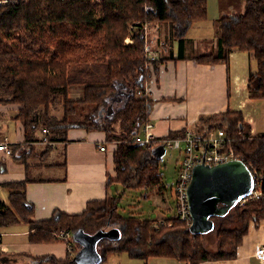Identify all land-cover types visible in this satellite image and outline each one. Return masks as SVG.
I'll return each mask as SVG.
<instances>
[{"label": "trees", "instance_id": "obj_1", "mask_svg": "<svg viewBox=\"0 0 264 264\" xmlns=\"http://www.w3.org/2000/svg\"><path fill=\"white\" fill-rule=\"evenodd\" d=\"M97 1L25 0L17 6L0 7V102L19 105L15 119L23 123L27 137L40 130V142L44 129L55 145L67 141L66 132L72 127L105 131L107 140L117 144V175L109 177L108 184L121 187L105 199L89 201L81 213L58 209L50 219L37 221L33 219V205L26 198L28 180L11 182L7 185L8 200L0 198V227L25 221L30 227L31 242H66L57 237L62 229L74 232L83 228L91 232L89 226H98L97 230L118 227L122 232L119 240L105 238L99 243L100 247L103 244L102 263L107 254L123 251L144 260L166 256L190 264L234 257L250 223L258 226L264 219V194L236 205L233 212L223 217H214L220 221L221 249L216 253L206 251L203 234H193L190 225L175 216L165 218L169 222L174 219L173 228L167 224L155 228L156 220L125 218L118 210L120 195L126 188L148 190L145 198L149 189L160 192L165 188L163 173L159 171L162 159L153 155V148L133 141L149 121L153 99L144 85L149 75L145 70L149 60L146 30L141 24L134 27L133 42L126 45L129 22L167 21L172 36L183 43L194 22L208 18L207 0H102L101 10ZM243 1L244 9L238 14L228 13L226 5L222 6L225 9L216 21L218 49L215 54H201L197 59L228 60L233 49L253 53L258 69L250 73L248 89L252 97L264 98V0ZM98 9L103 15L97 18ZM158 60H150L155 62V69ZM73 87H81L79 98L70 95ZM54 103L63 107V114L52 113ZM81 105H95L87 121L74 120ZM225 116L226 122H218L214 116L202 118L192 129L197 133L215 128L226 130L233 137L228 147L247 164L264 171V134L251 136L240 112L227 111ZM116 123L120 131L115 130ZM185 132L168 136H183ZM234 216L240 227L225 226L226 222L237 220ZM73 246L65 259L48 254L33 257L31 264H78L75 255L80 245L74 239Z\"/></svg>", "mask_w": 264, "mask_h": 264}, {"label": "crops", "instance_id": "obj_2", "mask_svg": "<svg viewBox=\"0 0 264 264\" xmlns=\"http://www.w3.org/2000/svg\"><path fill=\"white\" fill-rule=\"evenodd\" d=\"M224 1L227 9L239 5L234 3H240L242 10L245 6L243 0L232 3L219 0V3ZM222 6L218 16L209 12L207 19L194 22L183 43L172 36L170 25L163 33L153 34L155 47L163 45L164 40L169 43L161 51L157 49L158 66L144 84L153 99L149 122L157 137L192 129L202 118L214 116L218 122H226L227 111L240 112L246 129L253 135L264 134V98L252 97L248 89L249 75L258 69L254 54L233 49L228 60L197 59L201 54H215L218 49L216 21L225 9ZM17 109V105L15 108L11 103L0 102V142L7 140L13 149L10 156L0 152L2 200L9 198L8 183L27 179L26 198L33 205V219L40 221L50 219L58 209L81 213L89 201L116 193L119 184H108V179L117 175L114 163L117 144L107 140L105 131L72 127L66 132L67 141L50 147L39 141L40 130L27 137L23 126L16 122L15 138L11 141L6 119L15 118ZM100 145L106 149L101 150ZM29 235L30 227L25 221L1 226L0 239L7 248L0 253V259L6 258L11 264H31L33 257L48 254L59 259L68 257L66 242H31ZM260 244H264V219L258 226L250 223L234 257L205 260L200 264H264L256 255ZM108 256L104 264H190L166 256L144 260L125 251Z\"/></svg>", "mask_w": 264, "mask_h": 264}, {"label": "built area", "instance_id": "obj_3", "mask_svg": "<svg viewBox=\"0 0 264 264\" xmlns=\"http://www.w3.org/2000/svg\"><path fill=\"white\" fill-rule=\"evenodd\" d=\"M25 0H0V7L4 6H17L20 2ZM135 26L131 27L133 31ZM126 41L133 42L131 36L126 38ZM163 44V42H161ZM147 43L146 51L149 60H155L158 55V50H152L150 44ZM140 92V91H139ZM141 131L143 132V137L136 135L133 137V141L142 143L144 146L149 148H155L159 145H163L166 149H177L180 151L179 160V174L174 182L176 206L174 209V215L180 221L191 225L192 215L188 196V187L192 181L193 168L198 164H208L215 165L218 163H223L230 161L232 159L244 160L243 157L237 156L234 149L228 147V143L232 140L226 130L221 128L210 129L205 133H197L193 129H186L183 136L177 137H157L153 133V124L151 122H146ZM47 129L43 130L44 137L42 139L43 144L46 146L53 147L55 144L47 136ZM250 133V132H249ZM251 136H254L250 133ZM236 138V137H235ZM116 143V142H115ZM101 150H105L106 146L100 145ZM0 152L4 156H10L13 153V149L7 140L0 142ZM247 164V163H246ZM251 169L254 179V187L250 194L241 198L238 201L239 206L244 205L246 202L252 199H259L264 194L263 189V179L264 171H260L253 164H247ZM172 226V221L169 222L167 219H161L154 222L153 226L158 228L159 225ZM57 237L66 239V244L68 246L69 252H72L73 246V232L70 230L62 229L57 234ZM6 245L0 239V250L6 251ZM256 255L259 259L264 262V244H260L256 247ZM104 264V263H102Z\"/></svg>", "mask_w": 264, "mask_h": 264}, {"label": "water", "instance_id": "obj_4", "mask_svg": "<svg viewBox=\"0 0 264 264\" xmlns=\"http://www.w3.org/2000/svg\"><path fill=\"white\" fill-rule=\"evenodd\" d=\"M166 148H153V155L161 158ZM254 179L246 162L232 159L215 165L198 164L193 168L192 181L188 187L193 234H207L215 229V216L227 215L238 201L251 193ZM122 232L118 227L88 232L79 228L73 239L80 248L75 255L78 264H101L103 261L99 243L103 239L119 240Z\"/></svg>", "mask_w": 264, "mask_h": 264}, {"label": "rangeland", "instance_id": "obj_5", "mask_svg": "<svg viewBox=\"0 0 264 264\" xmlns=\"http://www.w3.org/2000/svg\"><path fill=\"white\" fill-rule=\"evenodd\" d=\"M229 1V0H228ZM234 0H230V2H232ZM100 6L99 9H102V0H98L97 1ZM226 5L227 7V3L221 2L219 3V0H207V6H208V15L209 12L211 14V16H215V13L217 14L216 16L219 15L220 12V5ZM234 4H239L240 3H234ZM236 5L233 9L231 8H226L225 11H227L228 13H235L238 14L240 13L242 10L241 6ZM98 6V5H97ZM99 9L95 12V16L98 18L101 16V14L103 15L102 11H99ZM221 16V15H220ZM139 24H141V26L144 25V29L146 30V45L147 43L150 44L152 50L154 49H158L159 51H161V49L167 44L169 45L168 41L164 40L163 45H158V47H155V37H153V34H157V33H163L165 29L168 28V25H170L169 22H158V21H148V20H135V21H130L129 22V33L127 35L128 36H132L133 32L131 31V27L132 26H138ZM126 37V38H127ZM133 37V36H132ZM163 39H166L167 37L163 36ZM126 38L124 40V43L126 45L132 43L130 41H126ZM160 42V41H159ZM148 44V45H149ZM166 45V46H167ZM165 46V47H166ZM155 62H152L150 60L147 61L146 66H145V70L146 72L149 71V74H151L152 72L155 71ZM144 73H141L140 75H143ZM146 74V73H145ZM148 76V75H147ZM146 76V77H147ZM70 95L73 98H79L82 95V89L81 87H73V89H71V93ZM2 103L4 104H8L11 102H7V101H2ZM12 105H15L16 108V103H11ZM19 108V105H17ZM95 110V105H90V106H86V105H81L79 111V114H77L74 117V120L76 121H87V116L89 115V113ZM53 114H63V107H61L60 104L58 103H54L53 107L51 109ZM13 112V111H11ZM18 114V109H17V113ZM15 115V117H16ZM10 116V115H9ZM15 119V118H13ZM13 119H6L9 120V131H8V136L9 139L11 141L14 140L15 136L13 135L15 133L16 127H17V123L20 124V126H23V123L20 120H13ZM115 130L120 131V126L119 123L115 124ZM142 128V127H141ZM249 131V130H248ZM13 135V136H12ZM138 135H140L141 137H143V132L139 131ZM162 161H160L159 163V171L163 173V182L162 185H165V188L163 189V191L157 192V190H152L150 191L149 189V195L147 196V198L144 197V193H148V190L146 189H139V188H126L124 189V193H122V195H120V199L118 201V210L120 212V214L123 215V217L125 218H141L143 220H149V219H153V220H161V219H165V218H169L172 217L174 215V209L176 206V197H175V189H174V182L179 174V160H180V151L177 149H166L165 152L162 154ZM118 187H121L120 185H118ZM121 190H123L121 188ZM1 197V195H0ZM233 212V210H231ZM234 218L237 219V216H234ZM216 221V225H215V229L212 230L211 232L203 235V239L202 242L204 244V247L206 249V251L210 252V253H216L218 252L221 248L219 247V239L220 236L218 234V224L220 223L219 220H215ZM253 222V221H252ZM174 219L172 222V228L174 227ZM225 226L227 227H240V223L237 220H231L225 223ZM98 226H89V230L91 232H94L95 230H97ZM170 227V226H168ZM107 228V227H105ZM110 229V228H109ZM103 244H101V247L99 246V248H102ZM0 252H3L2 250H0ZM120 253V252H118ZM128 253V252H126ZM113 254H116V252H113ZM106 260H109V256ZM106 262V261H105Z\"/></svg>", "mask_w": 264, "mask_h": 264}, {"label": "flooded vegetation", "instance_id": "obj_6", "mask_svg": "<svg viewBox=\"0 0 264 264\" xmlns=\"http://www.w3.org/2000/svg\"><path fill=\"white\" fill-rule=\"evenodd\" d=\"M0 264H11L10 261L6 258L0 259Z\"/></svg>", "mask_w": 264, "mask_h": 264}]
</instances>
